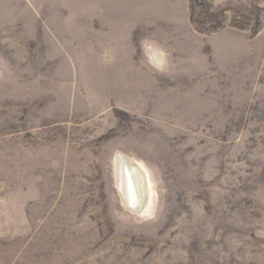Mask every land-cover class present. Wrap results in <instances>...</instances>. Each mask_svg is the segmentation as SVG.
<instances>
[{
	"label": "rangeland",
	"instance_id": "374dc122",
	"mask_svg": "<svg viewBox=\"0 0 264 264\" xmlns=\"http://www.w3.org/2000/svg\"><path fill=\"white\" fill-rule=\"evenodd\" d=\"M0 264H264V0H0Z\"/></svg>",
	"mask_w": 264,
	"mask_h": 264
},
{
	"label": "bare ground",
	"instance_id": "6f19581e",
	"mask_svg": "<svg viewBox=\"0 0 264 264\" xmlns=\"http://www.w3.org/2000/svg\"><path fill=\"white\" fill-rule=\"evenodd\" d=\"M151 52L153 56L157 55L153 50ZM117 184L126 205L135 212H149L153 187L149 171L122 152L118 155Z\"/></svg>",
	"mask_w": 264,
	"mask_h": 264
}]
</instances>
